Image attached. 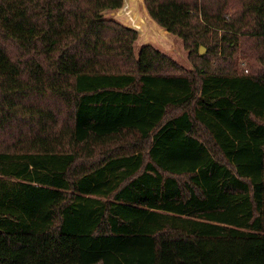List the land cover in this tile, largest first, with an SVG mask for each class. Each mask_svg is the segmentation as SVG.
<instances>
[{
	"label": "trees",
	"instance_id": "16d2710c",
	"mask_svg": "<svg viewBox=\"0 0 264 264\" xmlns=\"http://www.w3.org/2000/svg\"><path fill=\"white\" fill-rule=\"evenodd\" d=\"M122 5L0 0V264H264V0Z\"/></svg>",
	"mask_w": 264,
	"mask_h": 264
},
{
	"label": "water",
	"instance_id": "95a60500",
	"mask_svg": "<svg viewBox=\"0 0 264 264\" xmlns=\"http://www.w3.org/2000/svg\"><path fill=\"white\" fill-rule=\"evenodd\" d=\"M115 20L123 26L136 31L139 35L138 45H154L165 53H169L174 45V35L161 26L148 11L146 0H123V5L117 10ZM207 49L200 48L201 55Z\"/></svg>",
	"mask_w": 264,
	"mask_h": 264
},
{
	"label": "rangeland",
	"instance_id": "374dc122",
	"mask_svg": "<svg viewBox=\"0 0 264 264\" xmlns=\"http://www.w3.org/2000/svg\"><path fill=\"white\" fill-rule=\"evenodd\" d=\"M116 13H117V10L109 11V12H106L105 15L107 17L114 18ZM174 40H175V42H174V45L172 47V50H170V52L167 54L172 56L174 59L178 60L182 65L186 66V68H191L192 65H191L190 61L188 60L187 52L185 51L181 40L175 35H174ZM137 45H138V41H137ZM138 47H140V46L138 45ZM138 50H139V48H137V51Z\"/></svg>",
	"mask_w": 264,
	"mask_h": 264
}]
</instances>
